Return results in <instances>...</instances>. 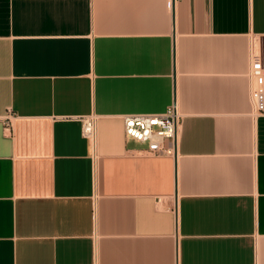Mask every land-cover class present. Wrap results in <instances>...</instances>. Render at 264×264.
Here are the masks:
<instances>
[{
	"label": "crops",
	"instance_id": "crops-1",
	"mask_svg": "<svg viewBox=\"0 0 264 264\" xmlns=\"http://www.w3.org/2000/svg\"><path fill=\"white\" fill-rule=\"evenodd\" d=\"M253 40L264 0H0V264H264ZM174 102L176 158L126 137Z\"/></svg>",
	"mask_w": 264,
	"mask_h": 264
},
{
	"label": "built area",
	"instance_id": "built-area-1",
	"mask_svg": "<svg viewBox=\"0 0 264 264\" xmlns=\"http://www.w3.org/2000/svg\"><path fill=\"white\" fill-rule=\"evenodd\" d=\"M176 1V0H175ZM258 40H253L249 50V75L253 81L251 92L255 114L264 116V58ZM183 118L177 102L160 115H127L123 118L124 131L130 138L146 148L150 156L176 158ZM82 135L93 148L98 143V118L82 119Z\"/></svg>",
	"mask_w": 264,
	"mask_h": 264
},
{
	"label": "rangeland",
	"instance_id": "rangeland-1",
	"mask_svg": "<svg viewBox=\"0 0 264 264\" xmlns=\"http://www.w3.org/2000/svg\"><path fill=\"white\" fill-rule=\"evenodd\" d=\"M258 47L262 49V56L264 58V43H258ZM141 146V145H140ZM142 147V146H141ZM143 147H146V146H143Z\"/></svg>",
	"mask_w": 264,
	"mask_h": 264
}]
</instances>
